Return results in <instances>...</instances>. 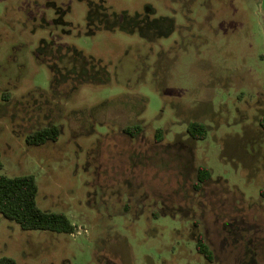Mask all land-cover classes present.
I'll return each instance as SVG.
<instances>
[{
  "label": "rangeland",
  "instance_id": "rangeland-1",
  "mask_svg": "<svg viewBox=\"0 0 264 264\" xmlns=\"http://www.w3.org/2000/svg\"><path fill=\"white\" fill-rule=\"evenodd\" d=\"M262 4L0 0L2 173L36 175L38 205L76 224L28 230L0 213V258L264 264ZM52 125L57 141L28 144ZM201 165L212 177L197 190Z\"/></svg>",
  "mask_w": 264,
  "mask_h": 264
},
{
  "label": "trees",
  "instance_id": "trees-1",
  "mask_svg": "<svg viewBox=\"0 0 264 264\" xmlns=\"http://www.w3.org/2000/svg\"><path fill=\"white\" fill-rule=\"evenodd\" d=\"M264 129V115L260 119ZM140 124L128 125L124 131L132 136L141 133ZM188 133L195 139H205L208 136V127L202 121H191L187 127ZM61 129L57 125L47 126L28 134L27 142L32 145H41L50 140L57 141ZM163 137V129L158 130V138ZM4 163L0 152V213L7 219L17 222L23 229L48 230L59 233H74V224L67 213L59 211H46L37 202L39 185L34 174L8 176L2 173ZM212 177V170L206 165L198 169L195 188L200 190L203 184ZM264 197V187L261 190ZM197 249L210 261H215V253L206 239L205 233L200 231L197 237ZM0 264H17L16 259L8 256L0 258Z\"/></svg>",
  "mask_w": 264,
  "mask_h": 264
},
{
  "label": "crops",
  "instance_id": "crops-1",
  "mask_svg": "<svg viewBox=\"0 0 264 264\" xmlns=\"http://www.w3.org/2000/svg\"><path fill=\"white\" fill-rule=\"evenodd\" d=\"M262 5H263V13H264V0H263V4Z\"/></svg>",
  "mask_w": 264,
  "mask_h": 264
},
{
  "label": "flooded vegetation",
  "instance_id": "flooded-vegetation-1",
  "mask_svg": "<svg viewBox=\"0 0 264 264\" xmlns=\"http://www.w3.org/2000/svg\"><path fill=\"white\" fill-rule=\"evenodd\" d=\"M123 26H124V25H122V26L120 25V27H123ZM139 134H140V133H139ZM131 136H132V135H131ZM133 137H136V136H133Z\"/></svg>",
  "mask_w": 264,
  "mask_h": 264
}]
</instances>
